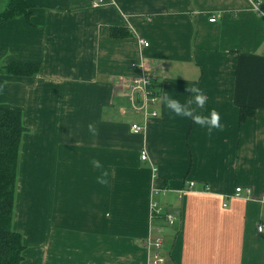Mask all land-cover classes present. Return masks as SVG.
I'll use <instances>...</instances> for the list:
<instances>
[{
  "label": "crops",
  "instance_id": "obj_1",
  "mask_svg": "<svg viewBox=\"0 0 264 264\" xmlns=\"http://www.w3.org/2000/svg\"><path fill=\"white\" fill-rule=\"evenodd\" d=\"M27 3L29 21L0 26V64L40 67L0 74V107L22 110L28 129L13 214L21 264H149L144 241L157 234L165 264H264V0ZM144 60L161 95L186 104V88L204 90L222 128L209 134L160 101L156 117L136 112L128 84ZM242 108L255 112L241 119ZM153 204L175 225L151 218Z\"/></svg>",
  "mask_w": 264,
  "mask_h": 264
},
{
  "label": "trees",
  "instance_id": "obj_2",
  "mask_svg": "<svg viewBox=\"0 0 264 264\" xmlns=\"http://www.w3.org/2000/svg\"><path fill=\"white\" fill-rule=\"evenodd\" d=\"M31 15V6L27 0H7L0 11V26L19 17L29 21ZM123 30L122 27H115L111 35L126 37L128 32L121 34ZM39 70L40 67L33 63L0 64V74L11 76L33 77ZM155 87L160 90L159 85L155 84ZM254 112V109L242 108L241 119ZM27 132L22 110L0 107V264H21L24 259L23 236L13 228V214L22 137Z\"/></svg>",
  "mask_w": 264,
  "mask_h": 264
},
{
  "label": "built area",
  "instance_id": "obj_3",
  "mask_svg": "<svg viewBox=\"0 0 264 264\" xmlns=\"http://www.w3.org/2000/svg\"><path fill=\"white\" fill-rule=\"evenodd\" d=\"M216 18L210 19V22H215ZM140 43L144 47H148L149 43L143 39H139ZM143 74L140 77H137L131 80L128 84L129 89L133 93L139 94V98L141 99V105H133V108L136 112H143L145 117L148 116L156 117L157 112L155 110H151L152 106H155L159 101L161 96L160 90L155 87L156 79L152 75L147 73L146 63H139ZM151 110V111H150ZM145 130V126L139 123H133L131 125V132L134 135H140ZM147 158L146 154L141 155V159L145 160ZM193 186V183H191ZM245 192L246 196L249 198L251 196V191L249 189H243L242 187L236 188L235 196L237 198L242 197V193ZM151 218L153 219H161L165 223L170 226L175 225L176 217L173 213L164 212L163 208L157 204H153L151 206ZM262 227H259V230ZM159 233V231H158ZM144 246L149 252V264H165L166 257L163 254V246L164 242L160 234L155 236H148L144 241Z\"/></svg>",
  "mask_w": 264,
  "mask_h": 264
},
{
  "label": "clouds",
  "instance_id": "obj_4",
  "mask_svg": "<svg viewBox=\"0 0 264 264\" xmlns=\"http://www.w3.org/2000/svg\"><path fill=\"white\" fill-rule=\"evenodd\" d=\"M4 86H6V82L5 85H0V87ZM185 91L190 93L191 97L186 104L166 93L161 95L159 101L164 104L171 113H174L178 117L190 118L194 124L206 128L209 134H211L213 130L221 129V117L217 110L211 109L208 114H204L205 106L208 102L204 90L193 85L192 87L186 88ZM87 127L88 132L92 136H97L99 134L93 124L90 123ZM91 163L97 169L102 168L99 160H92ZM108 176V171L104 170L101 176L97 178V182L100 184H107ZM260 231H264V228H261Z\"/></svg>",
  "mask_w": 264,
  "mask_h": 264
},
{
  "label": "rangeland",
  "instance_id": "obj_5",
  "mask_svg": "<svg viewBox=\"0 0 264 264\" xmlns=\"http://www.w3.org/2000/svg\"><path fill=\"white\" fill-rule=\"evenodd\" d=\"M7 0H5L6 2ZM2 0H0V11L5 7L4 5V1L2 2ZM258 13H260V11H258ZM161 198V197H160ZM159 198V199H160ZM54 241H56V239H54ZM28 247H31L30 245H28ZM33 264H43V261H42V258H39V257H35L33 259ZM48 264H62V261H59V260H56L55 259V262H53V260L51 262H49Z\"/></svg>",
  "mask_w": 264,
  "mask_h": 264
}]
</instances>
